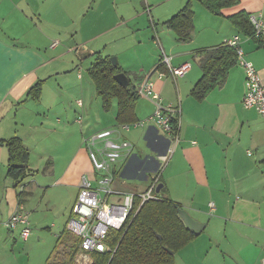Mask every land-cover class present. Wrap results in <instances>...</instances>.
Returning a JSON list of instances; mask_svg holds the SVG:
<instances>
[{
    "label": "crops",
    "instance_id": "1",
    "mask_svg": "<svg viewBox=\"0 0 264 264\" xmlns=\"http://www.w3.org/2000/svg\"><path fill=\"white\" fill-rule=\"evenodd\" d=\"M188 1L0 0V140L18 137L28 153L26 175L15 180L8 176V151L0 143V264H45L66 229L81 175L96 176L84 139L117 129L116 108L105 126L81 128V113L63 99L66 81H80V93L90 85L79 70L69 72L70 66L106 51L105 55L117 56L124 71L141 72L139 83L149 79L162 101L176 109L179 140L161 171V193L204 226L175 252V264H262L264 122L255 109L242 105L244 70L236 63L225 82L202 100H196L191 90L201 76L197 52L237 34L245 58L264 82V48L240 34L228 19L239 11L264 18V0H238L217 14L191 0V38L179 41L164 22ZM129 35L136 39L127 42L124 36ZM54 41L57 44L51 47ZM145 43L147 64L135 51ZM123 47H129L125 61L120 59ZM71 49L77 58L67 61ZM163 56L172 67L188 63L186 74L174 76ZM159 61L163 69L157 68ZM40 80L41 92L34 99L28 89ZM142 98L135 107L138 120L155 108L151 99ZM75 102L83 106L80 97ZM144 126L143 154L134 151L131 129L120 131V138L130 141L133 149L113 166L114 189L142 191L161 162L158 156L165 153L171 135L153 122L138 127ZM19 201L29 212L27 240L20 237V225L13 229L5 225Z\"/></svg>",
    "mask_w": 264,
    "mask_h": 264
},
{
    "label": "trees",
    "instance_id": "2",
    "mask_svg": "<svg viewBox=\"0 0 264 264\" xmlns=\"http://www.w3.org/2000/svg\"><path fill=\"white\" fill-rule=\"evenodd\" d=\"M209 12L217 14L222 8L237 4L238 0H197ZM249 13L239 11L228 17L238 32L251 38L258 47L264 48V36L255 35L249 21ZM175 32L179 41L191 38L193 29V10L189 0L179 11L164 22ZM94 61L87 69L93 81L96 94L100 97L105 111L111 109L116 100L115 121L117 124L132 123L137 119L135 107L139 95L136 86L131 83L129 72L114 66L108 55L94 52ZM201 76L193 86L191 94L196 100H202L215 87L221 86L229 69L237 63L235 49L226 43L214 48H205L197 52ZM163 64L158 69H163ZM123 71L129 78V84L123 86L115 79V74ZM42 80L28 89V94L37 99L41 92ZM174 133H177L178 120L171 118ZM8 151V176L20 180L26 175L28 153L18 137L0 140ZM159 191V199L143 203L137 213L120 230H109L106 238V250L103 252L83 251L80 239L66 229L56 238L45 264H75L80 252L91 256L90 264H175V252L182 248L195 234L188 229L179 217V204L164 197ZM24 194V190L19 193ZM23 204L22 202H18ZM170 250L173 253H170Z\"/></svg>",
    "mask_w": 264,
    "mask_h": 264
},
{
    "label": "built area",
    "instance_id": "3",
    "mask_svg": "<svg viewBox=\"0 0 264 264\" xmlns=\"http://www.w3.org/2000/svg\"><path fill=\"white\" fill-rule=\"evenodd\" d=\"M249 21L256 36L264 35L262 14H250ZM225 43L235 49L237 63L244 70L245 93L242 98V105L244 108L255 109L264 122V82L259 71L251 61L245 58L240 46L239 34L228 38ZM56 44V41L52 42L51 47ZM162 60L176 77L184 76L189 69L188 63L172 67L168 57L163 56ZM136 91L139 96L147 97L153 101L155 108L150 116L132 123L119 124V129L101 130L84 140L96 176L91 178L86 173L81 175L79 193L67 221V229L79 237L80 247L84 251H105V241L109 230H120L137 213L145 201L160 198L156 192L159 177L179 140L171 123V118L175 117L176 109L171 104L162 101L149 79L140 82ZM146 122L155 123L164 133L171 135L165 153L158 156L161 162L150 176L148 185L142 191L114 189L112 187L113 166L119 159L129 155L133 149L130 141L120 138V130L128 131L133 127L142 126ZM212 205L210 202V210L213 208ZM5 225L9 229L20 225V237L22 240H27L31 230L29 212L23 204L17 205ZM262 264H264V259Z\"/></svg>",
    "mask_w": 264,
    "mask_h": 264
},
{
    "label": "rangeland",
    "instance_id": "4",
    "mask_svg": "<svg viewBox=\"0 0 264 264\" xmlns=\"http://www.w3.org/2000/svg\"><path fill=\"white\" fill-rule=\"evenodd\" d=\"M135 36L136 34L133 33ZM133 36H124L125 40L127 42L130 43V41L135 40L136 38ZM116 48V46H114ZM140 47V46H139ZM137 47L135 49V51L140 52L144 57H143V61L145 58V63L147 64L150 60V57L148 55V45L147 43H145V45H141V47L139 48ZM75 48V47H74ZM73 48V49H74ZM139 48V49H138ZM71 49L70 53L68 55V60L70 59H75L76 53L75 51ZM106 51V50H105ZM110 51V49H109ZM121 51V56L120 59L121 61H125L128 57V52H129V47H123L122 49H120ZM107 52V51H106ZM106 52H103V55L106 54ZM132 52H130L129 54H132ZM75 56V57H74ZM113 57H116L115 55H112ZM109 56V57H112ZM94 61V57H86V59H81L78 60L77 66L73 65L70 66V70H68L69 72H73L74 74H76V72L79 70L80 73L83 75L85 82H88L89 87L86 88V90H84V93H80L82 90V83L80 81H74L73 83L71 82H65V85L68 84L67 87H65V96H64V104L70 108H74L76 109L79 113V118L81 119L83 122V127L81 128H86V127H94V125L98 124L99 127L105 126L107 124V119L110 116V113L112 112L113 108H116V100L114 99L112 101L111 104V109L109 111H105L102 107V102L100 97L96 94V91L94 89V86L92 85V80L89 77L88 73H87V69L90 66V64ZM138 62L134 61L132 63V65L136 66ZM117 64H118V58H117ZM66 69V66H64ZM125 67V66H124ZM122 70H124L123 68H121ZM129 72L128 76L131 80V83L133 85L136 86V84L139 83V81H141V72H138L136 68H131ZM76 97H80L81 101L83 102V106H79L76 104ZM144 96H139V98L137 99V102L139 103L140 101L143 100ZM137 104V103H136ZM102 115V117H101ZM151 124V122H149ZM79 126V125H78ZM147 126L144 127H133L130 130V134H135L134 138L135 140V148L134 151L136 152H141L142 154L144 153V151H147V147H146V142L144 139V135H143V130L144 128H146ZM119 129V126L117 125V127ZM121 131V130H120ZM129 134V133H127ZM87 139V138H86ZM85 140V139H84ZM86 148V146H85ZM42 165V164H41ZM43 165H45V162H43ZM178 251V250H177ZM84 255V254H82ZM177 260H180V255H177ZM92 261V258L89 254H86L84 256H81V254L78 253V255L76 256V261L75 264H90V262Z\"/></svg>",
    "mask_w": 264,
    "mask_h": 264
},
{
    "label": "water",
    "instance_id": "5",
    "mask_svg": "<svg viewBox=\"0 0 264 264\" xmlns=\"http://www.w3.org/2000/svg\"><path fill=\"white\" fill-rule=\"evenodd\" d=\"M110 61L112 62V64L114 66H117V58L116 57H110ZM115 79L116 81L123 85V86H127L129 84V78L127 77V75L121 71L115 74ZM16 183V182H15ZM162 185L161 183H158L157 187H156V192H159L161 189ZM178 214L179 217L182 219V221L184 222L185 226L190 229L191 231H193L195 234H199L200 231L202 230L204 224L197 222L196 220H194L190 214L182 209L179 208L178 209ZM170 253H173V251L170 250Z\"/></svg>",
    "mask_w": 264,
    "mask_h": 264
},
{
    "label": "bare ground",
    "instance_id": "6",
    "mask_svg": "<svg viewBox=\"0 0 264 264\" xmlns=\"http://www.w3.org/2000/svg\"><path fill=\"white\" fill-rule=\"evenodd\" d=\"M91 163V162H90ZM92 166V165H91ZM93 169V168H92ZM96 173V172H95ZM113 176H114V174H113ZM66 228H67V224H66ZM30 230H31V227H30ZM68 230V229H67ZM69 231V230H68ZM70 232V231H69ZM30 234H31V232H30ZM74 235V234H73ZM76 236V235H75ZM77 237V236H76ZM79 238V237H78ZM28 239V238H27ZM84 251V250H83ZM86 252H88V251H86ZM79 254H81V256H84V255H86L87 253H84V252H80ZM82 254H84V255H82Z\"/></svg>",
    "mask_w": 264,
    "mask_h": 264
}]
</instances>
